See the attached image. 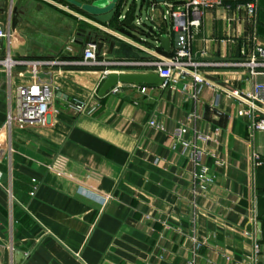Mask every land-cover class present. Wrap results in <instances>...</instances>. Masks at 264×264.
Returning <instances> with one entry per match:
<instances>
[{"label": "crops", "instance_id": "crops-1", "mask_svg": "<svg viewBox=\"0 0 264 264\" xmlns=\"http://www.w3.org/2000/svg\"><path fill=\"white\" fill-rule=\"evenodd\" d=\"M8 1L6 11L0 0V19L11 23L17 9L16 31L29 59L79 60L88 43L107 40L102 55L108 57L109 42L119 41V33L161 55L172 52L173 43L166 51L115 19L95 21L87 10L95 0ZM256 3L254 19L236 3L230 10H206L192 43L195 59L231 62L242 50L264 48V0ZM134 50L142 61L154 56ZM196 70L207 84L196 85L189 74L168 86H148L146 93L123 84L119 93L104 96L98 95L103 72L96 69L53 71L41 79L56 96L50 124H16L12 169L0 158V249L10 250V264H17L15 251L26 256L22 264H255L256 243L261 264L264 131L250 135L248 119L238 115L240 103L227 91L250 90L264 76L204 65ZM34 82L18 72L9 80L0 70L1 142L8 114L17 112L18 88ZM74 103L87 104L88 111L78 112ZM151 120L164 130L150 126ZM179 129L184 132L177 140ZM196 151L203 154L200 165ZM253 153L262 166H254ZM204 168L214 179L210 186L194 178ZM107 196L105 203L98 199Z\"/></svg>", "mask_w": 264, "mask_h": 264}, {"label": "built area", "instance_id": "built-area-1", "mask_svg": "<svg viewBox=\"0 0 264 264\" xmlns=\"http://www.w3.org/2000/svg\"><path fill=\"white\" fill-rule=\"evenodd\" d=\"M130 0H119L116 4L117 12L114 19L117 20L121 28H128L124 25V21L128 18L130 9L134 7V21H136L137 6L140 5V10L150 6V11L157 16L150 17V25L142 29L143 34L147 36L149 28L156 32L153 37L157 43H160L158 37L166 33L170 37V42L173 43L172 52L169 56L161 55L157 52L151 51L152 49L144 42L129 38L124 34H116L119 41H124L130 44L133 49H140L151 52L154 56L150 61H142V59H108L105 55L102 58L98 56V43H88L83 51L82 58L79 60L63 59L55 57L52 59H29L16 57L11 49L12 30L10 22L4 25L0 22V41H6L5 54L0 56V70L7 73L9 80L13 77L15 72L19 76L25 77L32 74L36 82L30 85L20 86L17 90L18 107L15 114L10 111L7 120L3 126V132L6 136L3 142L0 141V152L5 151L3 158L7 161L12 169V160L15 153V148L12 143V132L16 124L19 126L39 124L41 126H48L50 124L51 108L54 98V91L48 84L42 82L38 77L39 74H49L53 71H64L70 69H100L103 68V79L109 73H125V72H112V69L123 71L126 69H133L140 66H146L150 69L149 73H157L164 79V85L168 86L176 82L179 78L186 77L191 74L192 79L196 85L207 84L205 77L196 70L199 66L230 68L236 70L247 71L251 77L264 76V48L258 47L251 53L242 50L240 58L231 62H218V63H202L195 59L192 52V43L200 29L203 22V16L206 10L224 7L231 9L233 3L238 6H243L246 10L249 19H254L257 14L256 0L248 2H227L226 0H188L184 2H172L166 0L163 4H158L155 0H131V8H126ZM146 6V7H147ZM127 9V10H125ZM163 9V11H162ZM162 21L165 27H162ZM142 25L141 18L139 23ZM135 51V50H134ZM171 51V50H170ZM190 68H195L193 72ZM123 84L114 86L108 93L117 94L122 88ZM140 87L141 93H146L148 86ZM227 94L234 97L240 103L238 115L248 119V131L253 135L257 131H264V81H254L250 90H233L227 91ZM57 98L69 103L66 95L59 94ZM70 104V103H69ZM73 106L80 113L88 111V105L84 103H74ZM149 125L160 130L164 127L158 124L155 120L149 121ZM2 132V133H3ZM184 130L179 129L175 133L177 140L182 139ZM3 135V134H2ZM186 147L188 146L185 143ZM202 152L196 151L194 160L196 165H200L202 161ZM255 167L263 165L261 156L258 153L252 155ZM194 178L196 181H201L206 185L214 183V179L207 174V169H202L201 172L195 173ZM83 194H88V189L81 188ZM11 194V188H8ZM91 193V191L89 192ZM93 194V193H91ZM34 195V193H32ZM103 203L107 202L110 197H99ZM260 253V246L258 243L254 245V259ZM261 264H264V257Z\"/></svg>", "mask_w": 264, "mask_h": 264}, {"label": "water", "instance_id": "water-1", "mask_svg": "<svg viewBox=\"0 0 264 264\" xmlns=\"http://www.w3.org/2000/svg\"><path fill=\"white\" fill-rule=\"evenodd\" d=\"M158 4H163L166 0H155ZM227 2H248L251 0H226ZM6 7L5 10H9V1L5 0ZM97 6L101 9H106L105 11H93L92 17L95 21L106 25L112 22V20L115 17V14L117 12V7H112L111 2L105 1V2H99ZM93 7V6H91ZM98 7H96L98 9ZM163 11V9H162ZM14 17L10 23V27L12 30V38H11V49L13 54L19 55L21 58H29L26 56L25 51L23 50V46L25 44L24 38L16 31L17 25H18V16H17V9L13 10ZM134 13L135 9L131 8L128 18L124 21V25L128 27L131 30L135 29V26L133 24L134 21ZM0 22H2L4 25L8 24L7 19L2 18L0 19ZM80 32L86 33V30L81 28ZM156 35V32L153 31L152 28H149V33L147 36L150 38H153ZM161 47L165 49L166 51H170V37L167 36H160L158 37ZM89 41V39H87ZM108 41V40H107ZM106 41V42H107ZM105 41H100L98 43V56L99 58H102L103 48ZM0 48H1V54L0 56H4L5 54V48H4V41H0ZM108 59H141L139 53L135 52L133 47L124 41H116V42H109V49L107 50ZM17 57V56H16ZM99 71H103V68L96 69ZM27 77H33L32 74H28ZM38 77L40 79H49L50 75L48 74H39ZM118 84H128V85H135V86H156L161 87L164 85V79L161 78L157 73H109L106 78L104 79L102 85L100 86L98 90L99 96H104L108 94V92L116 85ZM5 154V151L0 152V158L3 157ZM25 255L21 251H15L14 252V260L17 264H22L25 260ZM0 258H3L4 264H10V258H11V252L7 249H0Z\"/></svg>", "mask_w": 264, "mask_h": 264}, {"label": "rangeland", "instance_id": "rangeland-1", "mask_svg": "<svg viewBox=\"0 0 264 264\" xmlns=\"http://www.w3.org/2000/svg\"><path fill=\"white\" fill-rule=\"evenodd\" d=\"M105 1L111 2L112 7H116V4L119 2V0H95L90 5H87V10L90 11V12L99 11V10L105 11L106 9H101V8H99L97 6V4L99 2H105ZM147 5L148 4L146 2L145 3V7L142 10H140V5L137 6L138 8H137V11H136V21L134 23L135 29L131 31L134 36H136L137 38H140V39H146V36L143 34L142 29H145L146 26L148 27L150 25L151 14L149 13V11H148V9L146 7ZM91 6H93V7H91ZM96 7H98V9ZM126 8H131V0H130V2L127 5ZM125 10H127V9H125ZM140 18H141L142 25L138 24ZM114 22L116 24L117 20H114Z\"/></svg>", "mask_w": 264, "mask_h": 264}]
</instances>
